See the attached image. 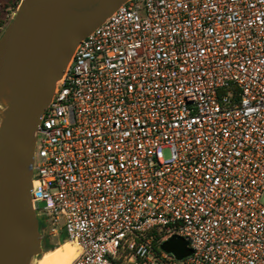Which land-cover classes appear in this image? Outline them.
<instances>
[{"label": "built area", "instance_id": "2783aa9c", "mask_svg": "<svg viewBox=\"0 0 264 264\" xmlns=\"http://www.w3.org/2000/svg\"><path fill=\"white\" fill-rule=\"evenodd\" d=\"M36 135L32 208L72 264H264V0H127Z\"/></svg>", "mask_w": 264, "mask_h": 264}, {"label": "water", "instance_id": "95a60500", "mask_svg": "<svg viewBox=\"0 0 264 264\" xmlns=\"http://www.w3.org/2000/svg\"><path fill=\"white\" fill-rule=\"evenodd\" d=\"M127 0H21L0 37V264L43 254L31 204L36 133L75 48ZM160 249L191 255L175 235Z\"/></svg>", "mask_w": 264, "mask_h": 264}, {"label": "rangeland", "instance_id": "374dc122", "mask_svg": "<svg viewBox=\"0 0 264 264\" xmlns=\"http://www.w3.org/2000/svg\"><path fill=\"white\" fill-rule=\"evenodd\" d=\"M20 2H21V0H7V5H4V6L0 5V37L3 34V32L5 31V29L7 28V26L9 25V23L15 17ZM1 9L3 10V13H1ZM162 155H163L164 159H169L170 156H171L170 151L168 149H163L162 150ZM42 233H43V235H45V230L44 229H43ZM44 238L47 241H49L50 245L54 249L56 247H60L61 245H63L60 241L56 242L55 240H53V238L49 237V235H46ZM65 243H68V242L66 241ZM70 244H72V243H70ZM72 245L77 248L76 245H74V244H72ZM42 249H43V246H42ZM40 257H41V255L37 256L35 259H33L31 264H37V262H38ZM113 264H115V263H113Z\"/></svg>", "mask_w": 264, "mask_h": 264}, {"label": "bare ground", "instance_id": "6f19581e", "mask_svg": "<svg viewBox=\"0 0 264 264\" xmlns=\"http://www.w3.org/2000/svg\"><path fill=\"white\" fill-rule=\"evenodd\" d=\"M5 107V103L0 102V116ZM77 254L78 247L76 248L70 243H65L60 247H56L52 252H44L37 264H72Z\"/></svg>", "mask_w": 264, "mask_h": 264}, {"label": "trees", "instance_id": "16d2710c", "mask_svg": "<svg viewBox=\"0 0 264 264\" xmlns=\"http://www.w3.org/2000/svg\"><path fill=\"white\" fill-rule=\"evenodd\" d=\"M39 228H40V231L43 230L44 226H43L42 222L39 223ZM60 242H61L62 244H64V243L66 242L65 237H62V238L60 239ZM42 246H43V249H42V250H43V253H44V252H47V251L52 252L53 249H54V248L50 245L49 241H47L45 238L42 240Z\"/></svg>", "mask_w": 264, "mask_h": 264}, {"label": "crops", "instance_id": "0c3cea01", "mask_svg": "<svg viewBox=\"0 0 264 264\" xmlns=\"http://www.w3.org/2000/svg\"><path fill=\"white\" fill-rule=\"evenodd\" d=\"M62 237H65V235H64L63 233H59L58 236H55V237H52V238H53V240H55V241L57 242V241H60V239H61ZM51 242H52V241H51Z\"/></svg>", "mask_w": 264, "mask_h": 264}, {"label": "flooded vegetation", "instance_id": "af4514ba", "mask_svg": "<svg viewBox=\"0 0 264 264\" xmlns=\"http://www.w3.org/2000/svg\"><path fill=\"white\" fill-rule=\"evenodd\" d=\"M0 5L1 6H4V5H7V0H0ZM1 13H3V10L1 9Z\"/></svg>", "mask_w": 264, "mask_h": 264}]
</instances>
